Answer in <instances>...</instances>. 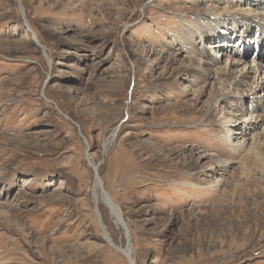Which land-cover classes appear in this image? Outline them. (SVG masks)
<instances>
[{
  "label": "rangeland",
  "instance_id": "rangeland-1",
  "mask_svg": "<svg viewBox=\"0 0 264 264\" xmlns=\"http://www.w3.org/2000/svg\"><path fill=\"white\" fill-rule=\"evenodd\" d=\"M263 4L0 0V264H264V48L198 22Z\"/></svg>",
  "mask_w": 264,
  "mask_h": 264
},
{
  "label": "bare ground",
  "instance_id": "bare-ground-1",
  "mask_svg": "<svg viewBox=\"0 0 264 264\" xmlns=\"http://www.w3.org/2000/svg\"><path fill=\"white\" fill-rule=\"evenodd\" d=\"M246 1V0H244ZM242 2V1H241ZM261 3H259L260 5ZM264 5V4H263ZM20 12H21V16L24 17V13L22 8H20ZM247 14V15H246ZM259 15L257 16V14L251 15V13L249 11H244V13H241L239 15H242V17L237 18L236 16H238V14L234 13V14H229L227 16L228 19H223L224 21L222 22V20L220 22H222L221 24H217L216 19L215 20H211V18L209 17H203V18H199L198 22H201V27L203 29V33L199 36L200 39L202 40H207V39H211L214 38L216 39V41L213 44H207L205 46L206 48L209 49H214V48H220V51L222 49H224V47H228L229 46H234L235 42L233 44H229L227 43V41H225L226 38H231L234 39L233 41H238V46L242 47V48H246L245 46L248 45V36L251 34V30L255 31L256 33H258V38L255 39V43H257V46L260 47L258 50H260L261 48H264V37L262 35H264V26L261 25V23H259V21H254V19H264V13H258ZM247 18H246V17ZM254 16V17H252ZM229 20V21H228ZM25 25V24H24ZM27 26V25H25ZM28 27V26H27ZM26 27V29H27ZM221 28V32L220 33H216L214 32V28ZM188 28H192L191 25H189ZM200 29V28H199ZM254 29V30H253ZM28 30V29H27ZM28 32L30 33V39L33 43H35L37 46H39L43 51L45 50L43 48V46L41 45L40 41L38 40V36L36 35L35 32H33L32 30H28ZM253 33V32H252ZM230 35H232L230 37ZM236 39V40H235ZM41 45V46H40ZM234 48V47H233ZM232 48V49H233ZM204 48H202L200 50L201 54H208L206 53L207 50H205ZM231 49V51H232ZM221 54L220 52H218L215 56L219 57ZM230 56H228V59H226V64L223 67H219L217 70V79L219 78V76L225 77L222 78V80L226 81V79H231V83L228 82V85L230 86L231 84H234L236 86H240V94L241 96H243V92H245L246 90H249L250 93L245 95H249V96H253L254 94H257V91L260 90L262 91V93L259 95V97L263 96L264 93V64L259 65L258 62H254V60H252L251 64L249 63V61L245 62V67L241 70H235L236 66L239 64L240 62V57L239 59L235 60L234 59H229ZM209 59V58H208ZM196 60V59H195ZM214 62V61H212ZM202 64H204V66H211V61H202ZM217 64V63H216ZM260 66H262V73L261 75L259 74V76L256 74L258 73V70L260 68ZM203 68V67H202ZM247 69V71H246ZM237 71L236 75H233L235 72ZM251 73H253V80L251 83H247V81L245 80L246 78H248V75ZM244 80L246 81V83H244ZM242 86H245L244 89L242 88ZM237 94V93H235ZM235 97L233 95H229L228 92L224 93L222 92L221 94H219L218 96V101H225L228 100L229 98ZM243 98V97H242ZM242 101V99H241ZM235 104V103H234ZM262 105V104H261ZM256 107H259V104H256ZM251 116H248V120L252 119L253 117H255V119H253V122H261L263 121V114H257L255 116H253L252 114H250ZM113 136H111L112 138ZM110 138V139H111ZM109 139V140H110ZM106 147L107 144H104ZM91 163V161H90ZM93 163V162H92ZM92 168L94 171H96V166L92 165ZM96 173V172H95ZM95 188L100 190V182L98 181V177L95 179ZM100 199L109 206V208L111 209V214L115 217L117 222H120V218H119V213L118 210L115 208V206L113 204L110 203V201L108 200V198L106 196H104V194L100 195ZM122 251V253L124 254V256L126 258H128V260L131 262L129 253L127 250H120ZM132 263V262H131Z\"/></svg>",
  "mask_w": 264,
  "mask_h": 264
}]
</instances>
